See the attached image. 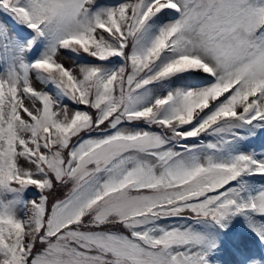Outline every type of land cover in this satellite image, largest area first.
Listing matches in <instances>:
<instances>
[{
    "label": "snow or ice",
    "instance_id": "obj_1",
    "mask_svg": "<svg viewBox=\"0 0 264 264\" xmlns=\"http://www.w3.org/2000/svg\"><path fill=\"white\" fill-rule=\"evenodd\" d=\"M0 264H264V0H0Z\"/></svg>",
    "mask_w": 264,
    "mask_h": 264
}]
</instances>
